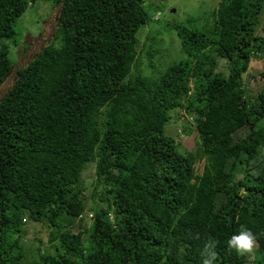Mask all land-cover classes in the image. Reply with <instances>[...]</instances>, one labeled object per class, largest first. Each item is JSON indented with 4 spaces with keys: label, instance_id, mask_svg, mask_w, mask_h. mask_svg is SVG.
<instances>
[{
    "label": "trees",
    "instance_id": "16d2710c",
    "mask_svg": "<svg viewBox=\"0 0 264 264\" xmlns=\"http://www.w3.org/2000/svg\"><path fill=\"white\" fill-rule=\"evenodd\" d=\"M39 1L60 6L55 35L0 102V264H201L209 239L216 264H246L227 249L241 227L264 264V86L256 98L245 86L264 59V0H222L203 27L168 23L182 57L167 66L137 37L160 21L153 0H0V88ZM175 114L196 150L165 132ZM28 221L48 228L53 252L29 256Z\"/></svg>",
    "mask_w": 264,
    "mask_h": 264
},
{
    "label": "rangeland",
    "instance_id": "374dc122",
    "mask_svg": "<svg viewBox=\"0 0 264 264\" xmlns=\"http://www.w3.org/2000/svg\"><path fill=\"white\" fill-rule=\"evenodd\" d=\"M154 1V2H153ZM149 2L152 6L150 10L158 9L159 22H151L142 28L137 37L144 44L147 42L150 45V41L154 40L157 44H152L154 49H160L156 54V59L160 61L162 65L172 63L174 60L180 59L182 53L181 40L178 37L175 30H169L172 25L166 27L168 23H182L188 19L195 17L199 18V26L203 27L207 24V19L210 17V13L216 9L222 0H153ZM175 10V13L172 12ZM61 9L60 6L54 8V4L49 1H39L31 6L25 14L19 19L16 31L18 33L17 44L11 42L10 45V57L15 62L14 68L8 75L5 83L0 88V102L3 97L14 86L18 78V70L27 66L39 52L46 47L53 39L58 22L60 19ZM174 25V24H173ZM258 35L264 36V28L259 27ZM26 47V49H25ZM158 47V48H157ZM147 52L141 57V60L145 62L142 65L141 71L144 75H149L151 69L146 66L148 58ZM146 66V67H145ZM264 70V59L254 58L251 63V70L245 75V86L247 94L250 98H256L257 94L262 90L264 86V80L259 77L258 73ZM149 71V72H148ZM218 71H223L228 74V63L226 60L219 61ZM149 73V74H148ZM182 114V112H180ZM180 114H175L174 119L166 127L165 132L168 135L175 137L177 143L189 151L197 149L200 141L198 133L194 131L191 135L184 133V128L181 126V122L186 123L180 118ZM179 121V122H177ZM183 125V124H182ZM243 136V132L241 133ZM203 162L197 163L196 167L199 172L203 170ZM95 176L94 166H90L83 172V182L87 189H91ZM87 191V195L89 194ZM93 204L92 200L87 202L88 207ZM27 235L25 236L27 251L36 252L37 247H40L43 251L53 252L49 244V230L45 225L35 224L31 222L26 223ZM77 231V229H76ZM37 239L42 240L40 243ZM45 249V250H44ZM258 246L256 245L251 254H246V264H256L258 261L257 254ZM29 254V253H28ZM36 254V253H35Z\"/></svg>",
    "mask_w": 264,
    "mask_h": 264
},
{
    "label": "clouds",
    "instance_id": "9594fccd",
    "mask_svg": "<svg viewBox=\"0 0 264 264\" xmlns=\"http://www.w3.org/2000/svg\"><path fill=\"white\" fill-rule=\"evenodd\" d=\"M192 238L199 241L201 236L199 233H196ZM217 243L214 239H209L203 245V248L199 250L201 264H216L217 252L215 248L217 247ZM256 243L255 234L250 229L241 227L240 231L232 235L227 241V249L229 252L235 251L239 255L251 254Z\"/></svg>",
    "mask_w": 264,
    "mask_h": 264
},
{
    "label": "water",
    "instance_id": "95a60500",
    "mask_svg": "<svg viewBox=\"0 0 264 264\" xmlns=\"http://www.w3.org/2000/svg\"><path fill=\"white\" fill-rule=\"evenodd\" d=\"M172 12H174V13H175V10H173Z\"/></svg>",
    "mask_w": 264,
    "mask_h": 264
}]
</instances>
